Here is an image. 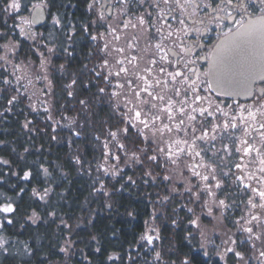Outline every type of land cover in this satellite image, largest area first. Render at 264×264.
<instances>
[{"label":"snow or ice","instance_id":"1","mask_svg":"<svg viewBox=\"0 0 264 264\" xmlns=\"http://www.w3.org/2000/svg\"><path fill=\"white\" fill-rule=\"evenodd\" d=\"M0 264H264V0H0Z\"/></svg>","mask_w":264,"mask_h":264},{"label":"trees","instance_id":"2","mask_svg":"<svg viewBox=\"0 0 264 264\" xmlns=\"http://www.w3.org/2000/svg\"><path fill=\"white\" fill-rule=\"evenodd\" d=\"M12 139H16V137L15 136H13V137H11ZM20 151H22V148L21 149H19ZM64 151H66V149H60V148H55L54 149V152H59L61 155H63V152ZM30 159H36V157L35 156H33V157H30ZM49 159H52V157H49ZM127 196V194H125V197ZM113 222H115L114 220H100L99 221V223L97 224V227H98V229L99 230H101V231H103V230H105V228L107 227V226H109L110 225V223H113ZM117 226H121V225H117ZM38 228H39V233H38V235H40V236H42L43 238L40 240V244H41V246H44L46 243H47V239H48V235L46 234L47 233V228H46V226H37ZM52 228H53V230H54V228H55V226L53 225L52 226ZM37 233H34V235H36ZM34 243H35V241H34Z\"/></svg>","mask_w":264,"mask_h":264},{"label":"flooded vegetation","instance_id":"3","mask_svg":"<svg viewBox=\"0 0 264 264\" xmlns=\"http://www.w3.org/2000/svg\"><path fill=\"white\" fill-rule=\"evenodd\" d=\"M237 99H240V100H242V101H243V97H238Z\"/></svg>","mask_w":264,"mask_h":264}]
</instances>
